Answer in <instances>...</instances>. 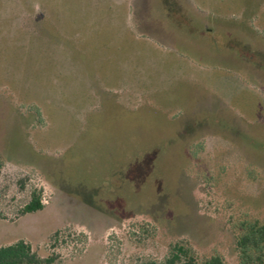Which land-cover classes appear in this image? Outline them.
Segmentation results:
<instances>
[{
  "label": "rangeland",
  "instance_id": "rangeland-1",
  "mask_svg": "<svg viewBox=\"0 0 264 264\" xmlns=\"http://www.w3.org/2000/svg\"><path fill=\"white\" fill-rule=\"evenodd\" d=\"M253 220L264 0H0V246L137 264L180 242L238 264Z\"/></svg>",
  "mask_w": 264,
  "mask_h": 264
},
{
  "label": "trees",
  "instance_id": "trees-1",
  "mask_svg": "<svg viewBox=\"0 0 264 264\" xmlns=\"http://www.w3.org/2000/svg\"><path fill=\"white\" fill-rule=\"evenodd\" d=\"M42 207L41 190L34 189L20 212L30 213ZM241 225L236 239L238 264H264V222L244 221ZM57 234L58 231L53 236ZM55 259V254L40 257L32 250L31 245L22 239L0 246V264H52ZM137 264H223V261L219 255L199 261L190 246L178 242L170 246L163 259H143Z\"/></svg>",
  "mask_w": 264,
  "mask_h": 264
}]
</instances>
